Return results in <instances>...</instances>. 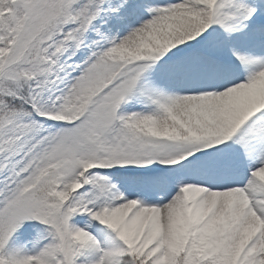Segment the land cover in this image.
<instances>
[{"label":"snow or ice","instance_id":"snow-or-ice-1","mask_svg":"<svg viewBox=\"0 0 264 264\" xmlns=\"http://www.w3.org/2000/svg\"><path fill=\"white\" fill-rule=\"evenodd\" d=\"M0 264H264V0H0Z\"/></svg>","mask_w":264,"mask_h":264}]
</instances>
